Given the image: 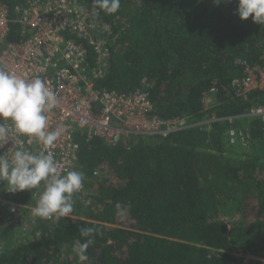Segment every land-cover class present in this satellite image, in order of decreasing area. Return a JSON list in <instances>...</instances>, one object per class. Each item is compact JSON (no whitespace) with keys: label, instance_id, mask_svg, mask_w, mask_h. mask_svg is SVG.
Returning a JSON list of instances; mask_svg holds the SVG:
<instances>
[{"label":"trees","instance_id":"obj_1","mask_svg":"<svg viewBox=\"0 0 264 264\" xmlns=\"http://www.w3.org/2000/svg\"><path fill=\"white\" fill-rule=\"evenodd\" d=\"M22 1L2 0L11 21ZM83 1L93 8L92 0ZM237 8L238 0H121L117 13L101 11L99 20L115 34L108 38L109 69L97 87L131 93L145 80L152 115L183 118L189 127L168 138L137 135L115 146L79 136L82 171L89 178L102 173L87 182L90 204L79 197L69 217H38L27 240L4 237L0 264H81L73 251L85 239L80 227L98 229L84 264H246L233 256L234 247L249 239L264 246V128L258 118L240 117L264 105V91L240 98L230 87L244 73L237 60L264 67V25L241 20ZM21 38L12 23L7 42ZM213 88L217 103L206 110L203 98ZM227 117L232 124L196 126ZM230 129L248 134L250 153L229 143ZM30 193L0 196L21 204ZM117 202L127 209L123 218L116 216ZM233 212L241 221L229 231L219 216ZM246 219L255 220L247 224L248 236ZM11 227L0 229V237ZM63 250L72 251L66 262L59 260Z\"/></svg>","mask_w":264,"mask_h":264},{"label":"built area","instance_id":"obj_2","mask_svg":"<svg viewBox=\"0 0 264 264\" xmlns=\"http://www.w3.org/2000/svg\"><path fill=\"white\" fill-rule=\"evenodd\" d=\"M14 12L16 19L11 21L7 6L0 0V65L27 80L37 76L45 79L56 94L57 105L47 115L49 131L63 129V134L50 149L61 174L68 170L82 171L78 161V137L81 135L87 139L98 137L115 146L137 135L168 138L189 127L183 118L165 121L152 115L150 87L145 80L142 88L131 93L97 87L109 69L113 44H109L108 38L115 32L112 25L99 20L101 12L98 17L93 16V8L83 0H24L16 5ZM12 23L19 25L23 35L16 43L7 42ZM237 64L243 67L244 73L230 84L235 97L264 91V67L240 59ZM217 94L218 90L213 88L205 96ZM240 117L258 118L264 128V105ZM216 121L232 124L233 118L210 119L204 124ZM5 125L9 128V141L0 147V155L5 154L10 159L11 152L20 146L14 147L18 140H24L23 146L32 151L43 148L35 138L29 145L27 137L14 131L11 121H5ZM228 141L232 145L246 146L248 134L241 129H230ZM101 175V170L93 172L92 178L85 175L82 189L74 195V204L79 197L85 206L90 204V199L86 198L87 182ZM10 191L6 182L0 181V193ZM41 191L42 185L32 189L26 204L6 201L0 196V229L6 222L14 225L24 210L32 211ZM5 252L6 245L2 243L0 257Z\"/></svg>","mask_w":264,"mask_h":264},{"label":"clouds","instance_id":"obj_3","mask_svg":"<svg viewBox=\"0 0 264 264\" xmlns=\"http://www.w3.org/2000/svg\"><path fill=\"white\" fill-rule=\"evenodd\" d=\"M220 4L222 0H214ZM93 16L100 12L115 14L121 7V0H92ZM236 13L241 20L252 17L254 23L264 25V0H238ZM57 105L56 94L50 90L45 79L37 76L24 79L0 65V147L9 141V128L5 121H11L19 136L33 138L43 145L39 151L25 148L24 140L14 142L16 147L11 158L0 155V181L6 182L10 192L40 188L42 191L32 214L42 219L69 217L74 209V195L78 193L85 180L82 171L68 170L66 174L58 171L55 154L50 149L63 134L62 128L48 130V113ZM116 216L123 218L126 208L120 202L115 204ZM95 227H80L83 239L75 242L73 251L81 264L89 260L87 249L94 243Z\"/></svg>","mask_w":264,"mask_h":264},{"label":"rangeland","instance_id":"obj_4","mask_svg":"<svg viewBox=\"0 0 264 264\" xmlns=\"http://www.w3.org/2000/svg\"><path fill=\"white\" fill-rule=\"evenodd\" d=\"M203 101H204L205 108L207 110L211 106H214L217 103V97L211 96V95L204 96ZM209 120H210V118H208V119L205 118V120L203 122L197 123L198 125H196V126H200L202 128V124H204V122H208ZM250 143L251 142L248 141L247 145L243 146V147L249 148ZM251 147L247 151L248 153H250L253 150V148H251ZM226 155H228V153H226ZM37 218L38 217L33 216L32 211L27 213V215L20 213V217L16 222H14V225H10V226H12L11 227L12 231H10V232L7 231V233L5 235L3 234V236L0 237V244L3 243L4 246L6 245V240L4 237H6V238L8 237L9 239L15 240V241L27 240L28 238H30V235L32 234V232L36 228ZM219 218L228 224L229 231L235 229L236 223H239L241 221L240 214L234 213V212L231 214L230 213H228V214L224 213L222 215L220 214ZM250 220L246 219L244 221V225H245L244 228L245 229H243V231L246 230L244 233H246L247 236L249 235V233H248L249 231L247 229V227H248L247 224ZM251 221H255V220L253 219ZM8 226H9V223L6 222V224L3 226V228H6ZM244 238H245V235H244ZM244 244H245V246H243V247H241V246H235L234 247L232 254L235 258H237V259L243 258L244 262L246 264H253L254 262H258V261L264 262V246L260 242H257L254 239L253 240L249 239V241H246V243H244ZM247 245H248V247H246ZM69 252H66L65 250H63L59 260L62 262L68 261L69 256H70L72 251L70 253ZM33 264H37V263H33Z\"/></svg>","mask_w":264,"mask_h":264}]
</instances>
